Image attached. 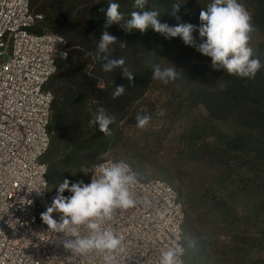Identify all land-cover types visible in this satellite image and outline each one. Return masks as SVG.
<instances>
[{"label": "rangeland", "instance_id": "rangeland-1", "mask_svg": "<svg viewBox=\"0 0 264 264\" xmlns=\"http://www.w3.org/2000/svg\"><path fill=\"white\" fill-rule=\"evenodd\" d=\"M210 2L148 0L146 9L155 5L159 20L165 14L172 18L170 26L198 28L200 11ZM239 2L252 14L256 31L250 46L264 63V0ZM175 3L181 6L174 16ZM133 5L130 0L125 8L139 11ZM48 23L52 28H40L66 29ZM193 36L199 44L198 30ZM151 60L152 67L174 65L181 77L166 85L152 79L127 111L109 115L115 122L102 144L70 146L53 131L46 158L53 166L50 182L88 183L90 174L80 172L82 165L106 158L126 161L138 179H162L179 193L187 212L183 264H264V68L254 79L238 78L213 69L211 58L182 38L164 35ZM49 88L54 93L51 83ZM238 93L245 100L237 99ZM137 113L152 117L143 130L136 127Z\"/></svg>", "mask_w": 264, "mask_h": 264}, {"label": "built area", "instance_id": "built-area-1", "mask_svg": "<svg viewBox=\"0 0 264 264\" xmlns=\"http://www.w3.org/2000/svg\"><path fill=\"white\" fill-rule=\"evenodd\" d=\"M41 19L30 0H0V264H104L95 253L71 255L62 234L49 231L41 218L58 186L50 184L45 160L54 101L48 86L70 54L63 35L34 31ZM137 180L135 197L151 203L117 210L106 225L123 239L119 264H159L161 253L177 245L183 260L187 212L179 193L162 179Z\"/></svg>", "mask_w": 264, "mask_h": 264}, {"label": "clouds", "instance_id": "clouds-1", "mask_svg": "<svg viewBox=\"0 0 264 264\" xmlns=\"http://www.w3.org/2000/svg\"><path fill=\"white\" fill-rule=\"evenodd\" d=\"M148 0H134L133 7L139 11L130 13V18L119 10V3L110 0L107 8L99 11L104 13L106 22L104 31L98 41L95 52L86 55L102 61L104 72L119 69L130 85L134 84V73L126 65V57L113 58L111 47L118 38L107 29L113 24L119 25L126 33L139 31L145 33L148 29L169 37L182 38L186 46H193L201 54L211 58V66L215 70H223L238 78L254 79L264 68V63L255 55L250 46L252 33L256 31L252 14L239 0H211L199 14L200 25L180 23L170 26L158 19L161 14L155 5L146 9ZM181 4L172 5V14L179 12ZM179 19V17H177ZM199 32L201 42L196 43L193 32ZM119 47L124 49L127 43L119 41ZM182 75L174 65L162 68L159 64L153 66L152 79L163 84L174 82ZM125 86L119 85L112 92L113 99L123 95ZM151 115H136V127L143 130L149 124ZM115 117L109 116L104 107H99L91 123L98 125L99 131L111 135L110 125ZM80 172L91 174L90 183L83 180L70 182L65 179L57 186V196L53 199L41 218L47 224L49 231L62 234L60 242L71 255L87 256L95 253L103 258L104 264H119L117 253L123 248V239L110 227V221L117 210L135 208L138 203L149 205L151 201L145 198L138 201L132 192V186L138 183L137 174L123 160L109 163L81 166ZM37 189L36 191H39ZM71 193L65 196V191ZM59 214V220L53 218V213ZM82 229L84 230L82 232ZM184 248L177 245L169 247L160 256L159 264H183L181 256Z\"/></svg>", "mask_w": 264, "mask_h": 264}, {"label": "trees", "instance_id": "trees-1", "mask_svg": "<svg viewBox=\"0 0 264 264\" xmlns=\"http://www.w3.org/2000/svg\"><path fill=\"white\" fill-rule=\"evenodd\" d=\"M129 1L112 0L119 3V10L126 19L130 18V12L125 8ZM30 2L32 10L35 9L36 14L42 15L34 31L37 33L52 31L63 36L65 34L67 38L64 37L70 46L69 57L59 64V71L50 81L54 90L52 120L56 123L50 125L52 134L53 131L60 133L68 145L79 148L102 144L110 135L103 134L99 131L98 125L91 123L95 117L94 111L97 113V109L102 106L106 109L107 115L118 116L140 98L152 80L151 53L161 45L163 35L152 29L143 34L139 31L126 33L116 24L107 29L118 38L117 43L111 46L114 49L112 57H126V65L134 73V84L130 85L119 69L104 72L102 61L86 55L90 51L95 52L105 30L106 17L99 10L106 9L110 0H30ZM190 3L185 9L192 8L189 6ZM163 16L165 18L160 19V22L170 25L172 18L166 14ZM48 22H56L66 29L62 32L59 29L40 28L43 24H48L49 28H52ZM119 41L126 42L128 47L121 49ZM119 85L125 86L126 91L113 99L112 92ZM242 95L238 93L236 98L245 100ZM51 145L46 158L51 153ZM45 160L51 173L53 166L47 159ZM50 184L52 185L51 182Z\"/></svg>", "mask_w": 264, "mask_h": 264}]
</instances>
